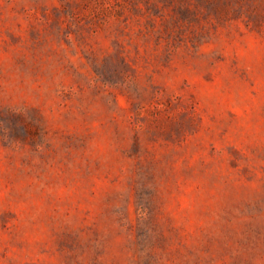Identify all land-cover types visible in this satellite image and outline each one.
I'll list each match as a JSON object with an SVG mask.
<instances>
[{"label":"rangeland","instance_id":"obj_1","mask_svg":"<svg viewBox=\"0 0 264 264\" xmlns=\"http://www.w3.org/2000/svg\"><path fill=\"white\" fill-rule=\"evenodd\" d=\"M0 264H264V0H0Z\"/></svg>","mask_w":264,"mask_h":264}]
</instances>
